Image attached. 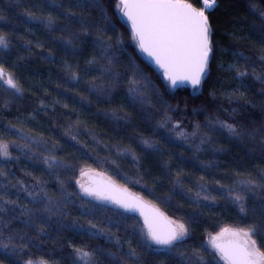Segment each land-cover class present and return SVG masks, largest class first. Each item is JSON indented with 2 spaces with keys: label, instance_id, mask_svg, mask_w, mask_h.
Segmentation results:
<instances>
[{
  "label": "snow or ice",
  "instance_id": "6c2138e0",
  "mask_svg": "<svg viewBox=\"0 0 264 264\" xmlns=\"http://www.w3.org/2000/svg\"><path fill=\"white\" fill-rule=\"evenodd\" d=\"M219 7L44 0L46 41L0 26V264H264V0L226 45Z\"/></svg>",
  "mask_w": 264,
  "mask_h": 264
},
{
  "label": "trees",
  "instance_id": "16d2710c",
  "mask_svg": "<svg viewBox=\"0 0 264 264\" xmlns=\"http://www.w3.org/2000/svg\"><path fill=\"white\" fill-rule=\"evenodd\" d=\"M38 2H44V0H0V16L4 17L3 20H0V26L7 25L8 28L14 27L21 34H24L27 28H31L35 33V37L26 38H39L46 41L47 34L44 32L42 26H38L36 23H26V8ZM65 2H67V0H65ZM247 2L248 0H220V7L211 12L210 20L213 25L217 43L226 45L231 42L229 40V34L233 31L247 35L251 32L253 24L258 26V21L247 16L245 8ZM255 39L256 36L252 35L250 40L244 43L243 49L249 48L251 41H255ZM31 59L33 63L30 65L29 71L39 73V75L35 77L37 80L46 79L50 67L54 66H50L36 55H33ZM188 91H191V89H188ZM33 100H35V97H33ZM25 106L31 107L34 105L26 101ZM13 111H15V109ZM8 118L11 119V116ZM173 151H178L186 157L191 155L190 152L182 149H173ZM165 211L168 210L165 209ZM221 220L223 225L231 223L228 217H222Z\"/></svg>",
  "mask_w": 264,
  "mask_h": 264
}]
</instances>
